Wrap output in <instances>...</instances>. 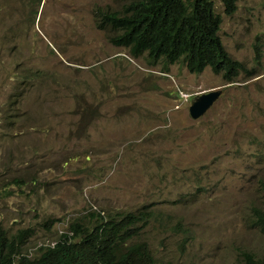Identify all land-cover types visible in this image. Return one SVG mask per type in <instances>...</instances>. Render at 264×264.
Masks as SVG:
<instances>
[{
	"label": "rangeland",
	"instance_id": "374dc122",
	"mask_svg": "<svg viewBox=\"0 0 264 264\" xmlns=\"http://www.w3.org/2000/svg\"><path fill=\"white\" fill-rule=\"evenodd\" d=\"M126 1L0 0V228H30L34 254L76 216L147 205L139 238L158 258L264 264V0H215L223 44L255 68L232 82L111 43L97 11Z\"/></svg>",
	"mask_w": 264,
	"mask_h": 264
},
{
	"label": "trees",
	"instance_id": "16d2710c",
	"mask_svg": "<svg viewBox=\"0 0 264 264\" xmlns=\"http://www.w3.org/2000/svg\"><path fill=\"white\" fill-rule=\"evenodd\" d=\"M220 1L226 14L236 10L237 0ZM214 4L215 0H127L122 10L98 9L97 26H109L111 43L128 48L134 56L146 54L152 64L182 62L193 73L210 67L227 82L241 72L253 74L255 68L232 56L223 44L222 19ZM90 215L91 222L85 215L74 217L68 229L72 234L63 233L53 245H40L34 254L22 251L30 228L12 236L0 228V264H156L146 242L138 238L152 209ZM258 219L264 230V212ZM243 254L245 264L256 263L252 253Z\"/></svg>",
	"mask_w": 264,
	"mask_h": 264
},
{
	"label": "water",
	"instance_id": "95a60500",
	"mask_svg": "<svg viewBox=\"0 0 264 264\" xmlns=\"http://www.w3.org/2000/svg\"><path fill=\"white\" fill-rule=\"evenodd\" d=\"M222 90L212 89L196 95L189 105V113L193 118L205 113L213 101L221 94Z\"/></svg>",
	"mask_w": 264,
	"mask_h": 264
},
{
	"label": "clouds",
	"instance_id": "9594fccd",
	"mask_svg": "<svg viewBox=\"0 0 264 264\" xmlns=\"http://www.w3.org/2000/svg\"><path fill=\"white\" fill-rule=\"evenodd\" d=\"M130 53V52H129ZM131 54V53H130ZM132 55V54H131ZM134 56V55H133ZM205 92V91H204ZM202 93V92H201ZM200 94V93H199ZM198 95V94H197ZM196 96V95H195ZM194 96V97H195ZM193 97V98H194ZM193 98H192V100H193ZM191 100V101H192ZM191 104V103H190ZM188 111H189V107H188ZM190 114V113H189ZM191 116V115H190ZM192 117V116H191ZM262 190H263V194H264V184H263V186H262ZM144 206H147V205H142V206H140V207H137L136 209H134V210H125V211H133V212H139L140 210H142L143 209V207ZM142 207V208H141ZM148 207V206H147ZM149 208V207H148ZM95 211H99L100 213H106V212H109V211H106L105 209H98V210H93L92 212H95ZM114 211H117V210H114ZM120 211H124V210H120ZM262 212H264V210H261V211H258V214H257V219H258V216H259V214L260 213H262ZM135 215L138 217V215L139 214H137V213H135ZM150 219V218H149ZM149 219H148V221H149ZM50 220H53V219H50ZM49 220V221H50ZM48 221V222H49ZM148 221L143 225V227L144 226H146L147 225V223H148ZM54 222V221H53ZM258 222H259V224H261V222L259 221V219H258ZM46 225V224H45ZM50 225H52V224H50ZM49 225V226H50ZM143 227L141 228V230L143 229ZM260 228H261V226H260ZM25 229H27V228H25ZM69 229V224H68V226H67V230H63V231H61L60 232V234H59V237L54 241V243L61 237V235L63 234V233H68V234H72V230H68ZM262 229V228H261ZM140 230V231H141ZM139 234H140V232H139ZM30 235V234H29ZM28 236V235H27ZM26 236V237H27ZM138 238H139V236H138ZM139 239H141V238H139ZM141 240H143V241H145L146 243V246H147V248H148V250H149V252H150V255L152 256V258H153V260H155V262H156V264H173V263H171L170 261H167V260H162V259H160V258H158L155 254H154V252H153V250H152V248H151V246H150V244L148 243V241L147 240H145V239H141ZM54 243H52V245L54 244ZM49 244V243H48ZM51 244V243H50ZM42 245V244H41ZM40 246V245H39ZM38 246V247H39ZM37 247V248H38ZM244 251H247V252H250V253H252L253 254V252L251 251V250H249V249H243V251H242V255L244 256V254H243V252ZM245 258V257H244ZM253 258H254V254H253ZM254 260L256 261V263L255 264H258V260L257 259H255L254 258ZM245 262H247L246 261V259H245Z\"/></svg>",
	"mask_w": 264,
	"mask_h": 264
}]
</instances>
